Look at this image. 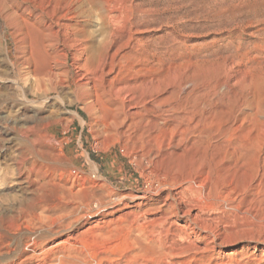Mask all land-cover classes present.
Masks as SVG:
<instances>
[{
  "label": "rangeland",
  "instance_id": "rangeland-1",
  "mask_svg": "<svg viewBox=\"0 0 264 264\" xmlns=\"http://www.w3.org/2000/svg\"><path fill=\"white\" fill-rule=\"evenodd\" d=\"M0 9L5 12L0 13V245L4 254H12L7 259L0 257L1 262L18 259L27 243L42 234L48 250L43 257H34L31 264H264V181L255 191L258 178L252 156L238 161L223 151L201 147L165 163L177 177L191 174L196 165L207 170L209 189L205 199L218 208L212 212L218 220L209 225L211 233L188 232L190 237L184 235L183 242L178 239L183 235L180 231L174 238L163 232L159 235L158 226L148 222L155 218L143 215L129 200L130 207L108 208L96 214L100 205L116 196L145 190L141 170L117 137L108 133L111 127L106 106L119 97L120 104L123 98L128 100L123 93L117 98L112 95L115 85L135 84L151 74L115 71L104 83L99 81L98 88L83 85V77L90 81L93 75L80 70L81 58L89 59L94 68L105 60L109 50L100 19L95 17L87 23L86 3L0 0ZM65 12L74 18L69 24L82 30L83 37L91 38L85 54L67 51L66 62L62 55L65 30L55 25ZM189 13L178 20L179 35L196 45V38L202 37L210 48L191 52L178 46L173 60L162 49L157 64L162 72L161 88L171 84L176 95L186 97L191 104L204 102L219 124L238 116L242 109L255 123L254 133H260L264 129V65L255 64H264V54L252 53L248 60L251 66L227 58L229 49L238 44L259 42L258 29L245 32L239 27L244 32L241 39L231 40L228 36L237 32L233 25L228 28L230 33L225 31L223 40L217 41L222 30L215 21L207 22L193 9ZM20 26L27 28V42L16 30ZM138 28L135 39L155 33L148 27ZM123 29L124 22L114 27L116 35L108 45H120L121 54H126L130 51L129 33L127 28L122 33ZM162 30L166 31L165 27ZM57 31L60 33L52 45L44 41L43 37L48 39ZM216 55L221 59L213 57ZM154 90L152 87L138 94L145 96ZM87 95L94 99V108L89 111L84 108ZM127 100L124 112H129ZM10 105L15 107L11 109ZM20 105L26 114H20ZM140 111L142 108L136 112ZM142 116L153 115L143 112ZM247 138V142L253 141L249 147L262 143L259 136Z\"/></svg>",
  "mask_w": 264,
  "mask_h": 264
},
{
  "label": "bare ground",
  "instance_id": "bare-ground-1",
  "mask_svg": "<svg viewBox=\"0 0 264 264\" xmlns=\"http://www.w3.org/2000/svg\"><path fill=\"white\" fill-rule=\"evenodd\" d=\"M75 1L78 4L86 3L88 7L85 11L87 23L91 22L95 17L100 19L106 28L104 43H106L109 49L105 60L99 62L94 68L89 65V59L81 58L82 64H79L80 70L84 73L90 71L93 75V79H90V81L83 77L81 80L84 83L83 85L98 88L100 85L99 81H105L106 76L115 71L120 73L127 70L136 74L146 72L151 74L147 79H143L135 84L112 86L114 87L112 95L118 96L123 93V95L126 94L128 97L127 100L124 96L129 102V112L126 110L124 112V107L127 104L124 105V101L126 100L123 97V105L120 104V97L117 98L116 96L117 100H112L113 104L109 103L106 106L108 124L111 127L108 133L117 137L120 141L117 142L121 143L123 149L130 156L131 161L141 170L146 182L145 190L137 191L135 194L127 196H116L112 200L110 199L111 202L108 204L100 205L95 213H103L108 208L116 210L121 209L120 207H130L127 203L129 200L135 204V207H138L137 209L143 215H152L155 218L149 221L147 218L145 220L158 226L159 235L163 232L164 234H171L174 238L176 232L180 231L183 235L179 234L178 239L183 242L186 237H190L188 232L194 235H198L201 231L206 233L213 232V229L209 225L218 220L216 218L217 214H212V212L218 211V208L217 206H210L205 199V194L209 189L207 170L202 168L201 165H196L194 167L195 170L191 174L177 177L174 170L168 169L164 165L170 159L183 158L188 151L201 147L212 149L214 152L218 150L223 151V153L235 157L238 161H243L252 156L253 160H255L258 178L254 190L258 191L260 183L264 181V129H261L260 133H254L256 129L255 123L250 119V114L242 109L239 110L238 116L219 124V121L216 122L215 118L211 116L212 109L206 108L204 102L191 104L187 101L186 97H181L180 94L177 96L175 87L171 84H167V86L161 88L162 72H159L157 64L164 48L172 60L178 46H183L186 49L185 51L191 50V52L192 50L208 51L210 48V43L202 40V37L196 38L198 43L200 42V44L197 43L196 45L187 43L182 37L183 35H179V30L181 29L178 25V20L186 14L190 15L189 12L193 9L198 17L204 18L206 21H215L214 23L217 24L218 29L222 30L220 37H216L215 39H218L217 41L223 40V36H225L224 32L228 31V28L233 25L237 26L235 28L237 32L229 35L228 38L238 41L241 39L242 33H244L242 30L246 32L247 29L256 27L258 29L257 38L259 42H252V44H242V42L241 45L238 44L239 46L229 49L227 52V58H230L232 62H245L247 65H250L248 60H250L249 57L252 53L264 54V0ZM92 7H95V10H92ZM180 8L185 9V12L180 13ZM0 13L4 14L5 12L3 9H0ZM6 18L8 19V17ZM57 19L56 27L65 30V34L63 35L65 38L63 46L65 49L62 54L65 62L69 58V52L67 51L85 54L88 50L86 46L90 43L91 38L89 36L83 37L82 30L73 28L69 24L74 20L69 12H65ZM62 21L65 22L61 23ZM122 22H124L122 33H126V28L127 33H129L127 45L130 46V51L126 54H121L122 46L108 45L111 43L114 35H116L114 27ZM139 26L153 29L155 31L154 35L152 34L151 37L146 39H135L134 36ZM163 27L166 29V31L164 30L165 32L162 30ZM239 27L242 29L241 31H239ZM203 29L198 30L203 31ZM16 30L23 37L24 41L27 42V28L20 26ZM182 30H186V28H182ZM59 33L60 31L53 32L48 36V39L44 37L43 39L52 45V40L57 38ZM229 33L230 31H228ZM74 56L76 55L74 54ZM77 57L78 55L75 58L77 59ZM213 57H217L218 60L219 58L221 59L220 55ZM255 65L262 66L264 64L258 62ZM171 69L172 66H169L167 70L170 71ZM152 87L155 89L153 92H148L145 96L138 94V92ZM25 92L27 96L29 89L27 88ZM86 99L87 102L84 103V108L89 111L91 108H94V99L90 96ZM150 105L152 107H149ZM14 107V105H10L11 109ZM20 107L22 108V105ZM139 108H142L143 111L136 112ZM21 110L20 114H23V112L26 114L27 110L25 108ZM143 112L153 116L151 118L143 117ZM155 113L157 115H154ZM122 114L123 116H121ZM17 120L22 121L24 125L27 123L23 117H17ZM251 132H253V135ZM248 136L254 138L259 136L262 138V143L258 147H249L248 143L252 144L251 142L253 141L247 142ZM178 216L182 217V221L175 220ZM205 216L214 217L207 219ZM55 233L57 234V232ZM44 237L42 234H37L30 243H27L26 250L23 251L20 257L18 256V259L6 261L12 254L10 256L8 255L11 252L4 254L0 245V254H4L0 257H6L4 262L0 261V264H31L34 257H43L48 250L46 248L48 247L47 244L42 242ZM25 239L27 240L28 238ZM170 253V251H167V254Z\"/></svg>",
  "mask_w": 264,
  "mask_h": 264
}]
</instances>
